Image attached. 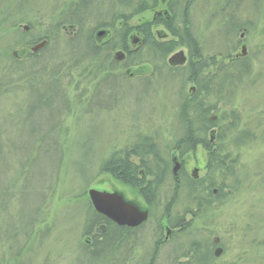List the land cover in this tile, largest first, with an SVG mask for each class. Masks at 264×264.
I'll use <instances>...</instances> for the list:
<instances>
[{
	"label": "rangeland",
	"instance_id": "rangeland-1",
	"mask_svg": "<svg viewBox=\"0 0 264 264\" xmlns=\"http://www.w3.org/2000/svg\"><path fill=\"white\" fill-rule=\"evenodd\" d=\"M225 1L191 0L182 13L193 25L203 55L242 57L245 46L243 57L252 75L237 87L234 106L242 125L254 130L257 139L235 152L238 175L225 181L232 189H226V196L205 215L190 221L177 234L176 244L188 249L192 242L212 245L218 239L215 247L222 252L211 264H264V122L256 130L258 118L264 121V0L232 1L236 5L233 16L248 23V28L236 33L229 31L237 24L227 18L230 8L224 9ZM116 2L0 0V144L5 147L0 188L10 192L1 197L5 202L0 207V229L6 234L9 220L15 223V230L7 232L10 242L0 243V264H171L172 242L163 245V258L150 261L145 255L153 241L150 236L139 239L135 250H131L135 244L131 239L110 250L107 243L90 247L98 225L85 233L94 219L87 197L90 189L138 201L127 186L102 172L104 161L143 136L155 139L166 151L180 136L179 104L193 87L183 83L181 71H174L178 66L169 67L172 54L163 67L149 51L144 52L137 58L151 62L144 63L151 66L150 74L130 76V70L138 67L115 61L118 49L110 54L103 49L115 31L107 25L128 13L126 3ZM179 2L183 9L186 0ZM72 10L83 21L81 26L57 30L59 18ZM104 28L110 36L96 38L99 51H84L83 36L96 35ZM79 30L82 35L72 42ZM30 34L38 39L48 34L53 39L35 58L15 59L12 53L25 47ZM178 51L188 56L185 49L174 53ZM104 55H108L107 62H103ZM183 159L187 176L198 169V180L205 178L203 148L197 147ZM172 186L171 179L163 186L167 198L172 196ZM184 195L177 191V207L169 217L194 207L180 202Z\"/></svg>",
	"mask_w": 264,
	"mask_h": 264
},
{
	"label": "trees",
	"instance_id": "trees-1",
	"mask_svg": "<svg viewBox=\"0 0 264 264\" xmlns=\"http://www.w3.org/2000/svg\"><path fill=\"white\" fill-rule=\"evenodd\" d=\"M232 1L233 0H226L224 2L225 6L233 8ZM125 7L129 8V4H125ZM72 11V13H68L66 16L59 18L58 23L54 26L57 30H61L67 27L68 31H73L76 25L79 27L81 26L78 14L75 13L76 11ZM120 15L115 17L113 23L107 25L108 27H114L115 30L120 29L119 35L115 37L113 36L115 42L109 40L103 46V49L108 51L109 54L125 44L127 35L130 32V28L127 24L128 16H125L124 14ZM231 17L230 19H232ZM173 19L174 22L178 20L180 23L182 20L183 24L180 25L178 24V22L177 26H174L173 28L168 27L169 32H171V40L163 42L162 45L152 40L149 41L148 39V43L150 42L149 53L152 55V59H159L162 62L166 59L167 56L173 54L178 48L186 47L188 49V64L181 70L177 69V71H181L184 74L181 75L183 83L192 84V86L195 87L196 90L194 94L190 92L189 96L184 95V97H182V101L179 104L180 109L178 111L177 120L178 126L180 127L181 131V133L179 134L180 136L175 142L171 143L170 147H168L166 151L163 150V165L160 164L157 160L155 145L152 142H148L149 140H152V138L143 136L138 137V141L145 140L148 145L137 143L133 146L130 145L124 147L117 152H113L109 156V158L104 161L101 168L102 172L111 175L121 184L125 186H131L133 184L132 182H134L136 172L138 171V169L131 161V157L133 155L136 158H139L142 163L145 160L146 163H151L152 166H154L155 164V166L158 168L162 165L163 186L169 179H171L174 185L173 190L177 192L180 189L185 194L184 200L180 202L185 205L197 204L198 208H200L198 215L194 217L195 221L198 217H200L199 214L205 215L207 210H210V207L200 206L204 201L206 204H209L211 202L209 199H211L213 188L218 190V194L220 196L215 199L216 201H221L223 197L226 196V189H232L231 186L229 187L225 185V181L238 175L236 169L239 165V158L237 153L235 152L240 148L251 144L255 139H257V135L254 130L248 128L246 125V127L242 125L241 114L234 106V96L236 93V89L244 82L245 79L252 75V69L248 59H246L245 57L233 59L227 57L228 54L223 55V57L222 55H219L215 58L203 55L202 45L200 46V42L196 38L197 35L194 33L193 25H191L187 21L186 13H183L182 16H180V9H178V12L174 13ZM119 21L122 22L121 27L114 24ZM177 28L180 29L177 30ZM77 32L75 33V38L72 42H75L77 38L82 35V32L80 30ZM57 34L58 33L54 34V36ZM21 35L23 37L27 36V34L23 32L21 33ZM93 36L91 34L86 37L83 36L82 40H85L84 51L85 49H87L89 52L96 54L99 51V48L97 45L96 35L93 34ZM29 37L30 39L27 42L28 44H35L40 41H46L45 48L51 43L53 39L52 36L48 34L42 36L43 38L39 37V39L36 37V35L30 34ZM59 39H62V37H59ZM156 54L161 55L162 58L160 59L156 57ZM35 56L37 55L31 54L28 56V58H35ZM138 56L139 54L136 56V61L139 64L141 59L137 60ZM13 57L15 59L26 58L23 57L22 54H18L16 57L13 55ZM104 57L105 60H103V62H107L108 55H104ZM29 67H33V64H30ZM259 122L262 124L264 121H260L258 118L256 130L261 129V124ZM212 128L216 129L214 134V146H211V144L209 143V131ZM199 144L205 146V148L209 152L205 167L206 176L203 179L202 183L199 184L198 182H192L180 173L175 179L172 175L173 164L170 161L169 157L170 151L176 149L180 152L181 155H186L190 152H194L196 146ZM4 149L5 147L0 144V159L5 157ZM218 181H220L221 184L217 186L216 182ZM7 185L9 186L10 183H8ZM163 193L164 198L169 195L166 192ZM8 194H10L8 190L3 189V187L0 188L1 208L4 206L3 203L5 202L1 200V197H5ZM202 197H204V199H201ZM89 208L94 215V219L89 224V228L85 231V233L91 231L92 228L96 225H98L99 227L101 225L105 226L104 231L99 229L98 235H95L93 237V242L90 247L102 245L105 243L111 244L110 246H107V248L109 249L111 247V249H113V247L115 249L117 245L119 247L125 246L124 242L126 240L128 242L130 239L129 231L112 225L110 222H108L107 219L95 213L92 207ZM188 210L192 212V209H190V207H185L183 213H187ZM175 219H177L175 222H181V227H183V230L185 229V227H188L191 224L190 223L183 225V221L181 218L176 217ZM9 222L10 226L7 230L8 233L15 230V223L13 224L11 220H9ZM7 232L5 234L3 232V229H0L1 244H4L6 241V243L10 242V240L7 239L9 238V234H7ZM202 245V243H200V245H191L190 251L192 252V256L189 255L185 263H180L178 261L176 262H178V264H211L214 260L212 251L207 249L205 245Z\"/></svg>",
	"mask_w": 264,
	"mask_h": 264
},
{
	"label": "flooded vegetation",
	"instance_id": "flooded-vegetation-1",
	"mask_svg": "<svg viewBox=\"0 0 264 264\" xmlns=\"http://www.w3.org/2000/svg\"><path fill=\"white\" fill-rule=\"evenodd\" d=\"M84 1V0H83ZM129 4V11H128V20H138L135 24L128 25L130 28V32L127 35L125 44L122 47H119V49L116 51L119 54L114 55V60L117 62L129 63L130 66H137L138 70H130L128 73L130 76H140L144 74H150L149 66H144L145 61L151 64V62L145 60H141L139 64L136 61V56L139 54H143L144 52H148L150 49V42L154 41L156 43L162 44L165 41L171 40V32H169L168 27L173 28L174 26L178 24H183L182 20L181 23L177 20L174 22L173 15L174 13L178 12V9H180V16H182V12L185 9H188L189 4L191 3V0H186V2H183V9L181 7V2L179 0H125ZM179 22V23H178ZM178 23V24H177ZM24 30L27 31L28 27H24ZM102 31H105V37H109L110 35L109 30L102 29ZM106 38V39H107ZM109 41V40H108ZM30 47H24L20 51L15 52L13 55L16 57L18 54H22L23 57H28L32 53L29 52ZM186 50L188 55V49L185 47L183 48ZM179 52H182L184 54V51H178L176 53H173L171 57ZM189 56H186L184 54V64L182 66H178L177 69H182L186 67L188 64V58ZM239 57H234L233 59H238ZM123 61V62H122ZM161 64L163 66V62L161 61ZM152 65V64H151ZM151 67V66H150ZM173 71V70H172ZM195 90V87L190 88V92L193 93ZM214 129H211L209 131V143L211 146L215 145V134ZM149 143L152 142L156 149L157 153V160L160 164L163 165V147L157 144V141L155 139L149 140ZM143 144L146 145L147 142L145 140L142 141H136L133 144ZM148 145V144H147ZM203 148L206 152V162H207V156L209 154L208 150L205 148V146L199 144L196 146ZM213 148V147H212ZM195 149V151H196ZM171 156L170 161L173 164V168L176 167L178 170V173L184 175L186 178L191 180L192 182H198L199 184L202 183L203 179L200 181L196 177L195 173L198 171V169H194L196 171H192L191 176H187L184 172L185 165H184V159L183 157L185 154L181 155L180 152L176 149L171 150ZM194 151V152H195ZM131 161L134 164V166L138 169L136 172L134 182L130 186L127 187L133 191L134 195L137 197L136 199L138 201H127L124 197V199L129 202L131 205H133L137 210L140 212L147 214V220L142 223L141 225L134 227V228H127V227H120L113 223L112 221L108 220L112 225L125 229L129 231V238L132 240V243H135L131 250H135L136 248V242L146 236H150L152 238V242L150 243V250L148 252H145L146 256H149L150 261L157 260L160 258H163V245L171 244L175 246L177 241V234L183 233V227L181 222H175L177 218L182 219L183 225L190 224V221L194 220V217H196L199 213L200 208H198L197 204L194 205L192 208V212L188 210L187 213H183L184 210L181 211L180 215H176L174 217H169L168 213L174 209V207H177L176 201H177V192L173 190L172 186V196L165 197L163 202V166L156 167L146 163L145 160L142 163V161L139 160V158H136L134 155L131 157ZM155 163V162H154ZM206 167V164H205ZM173 168H172V175L176 179L178 177V174H173ZM206 169V168H205ZM134 175V174H133ZM173 182V181H172ZM204 183V182H203ZM204 185V184H202ZM149 189V191H148ZM151 191V192H150ZM212 196L214 199H209L211 202L209 204H206L205 201L202 203L200 207H211L213 203H218L215 199H217L219 196L218 190L213 188L212 189ZM122 195V194H121ZM123 196V195H122ZM201 199H204L202 197ZM216 201V202H215ZM92 207V206H91ZM192 207V206H190ZM200 217L203 215L199 214ZM186 217H189V221H186ZM198 217V218H200ZM197 218V219H198ZM151 222V223H150ZM150 223L149 227L147 228L148 224ZM174 223V224H173ZM191 225V224H190ZM147 228V229H146ZM186 228V227H185ZM99 229L104 231L105 226H100ZM186 231V230H185ZM167 238V239H166ZM175 238V239H174ZM142 240V239H141ZM200 245V243H192ZM216 244H219V240H215L213 244L211 243H205V247L212 251V255L214 256V259L218 254L222 252L221 248L215 247ZM190 245V246H191ZM188 247V249L190 248ZM203 246V245H202ZM181 248V247H179ZM187 249V250H188ZM185 250V249H184ZM133 255V254H132ZM190 256L191 251H190ZM184 260H187L184 259Z\"/></svg>",
	"mask_w": 264,
	"mask_h": 264
},
{
	"label": "water",
	"instance_id": "water-1",
	"mask_svg": "<svg viewBox=\"0 0 264 264\" xmlns=\"http://www.w3.org/2000/svg\"><path fill=\"white\" fill-rule=\"evenodd\" d=\"M105 31L98 32L96 37L101 39L105 36ZM45 42H42L35 47L31 48V52H37L43 48ZM119 54V53H117ZM246 54V48H241V56ZM185 61L182 52L172 56L168 63L171 67L183 65ZM173 171L176 172L177 168L174 167ZM89 201L94 211L112 221L120 227L134 228L147 220V214L140 212L133 205L127 202L121 194L116 192H104L90 189L87 192Z\"/></svg>",
	"mask_w": 264,
	"mask_h": 264
},
{
	"label": "bare ground",
	"instance_id": "bare-ground-1",
	"mask_svg": "<svg viewBox=\"0 0 264 264\" xmlns=\"http://www.w3.org/2000/svg\"><path fill=\"white\" fill-rule=\"evenodd\" d=\"M84 2V1H83ZM122 3H126V4H128V2H126V1H124V0H120V2L117 0V2H116V4H122ZM128 8V7H127ZM226 8V10H227V8H230V7H228V6H224V9ZM235 8H236V5H233V8H230V10H229V16H227V18L229 19V20H231V21H233V23L234 22H236V26H231V30H229V31H232V32H237V31H241V30H243V28L245 29V28H248L247 27V25H248V23H246L245 21H242V22H240V21H237V18H235V16H233L234 14H235ZM225 10V11H226ZM128 11H129V8H128ZM125 16H128V13L127 14H124ZM121 16V15H120ZM232 16V17H231ZM230 17L232 18V19H230ZM82 22L83 21H80V24H82ZM111 23H113V21L111 22ZM111 23H109V24H111ZM108 24V25H109ZM117 24V26H122V22L121 21H119V22H117L116 23ZM229 25V22H227V26ZM99 26V25H98ZM177 26V25H176ZM178 29H180V28H177V30ZM116 32V33H115ZM119 33H120V29H117V31L115 30L114 31V34L111 36V39L110 40H112L113 42H115V40L113 39L115 36H118L119 35ZM114 36V37H113ZM196 38L198 39V37L196 36ZM42 42H45V45H46V41H42ZM38 44H40V43H38ZM37 44V45H38ZM156 44V43H155ZM31 44H28V43H26L25 44V47H30V48H33V47H35L34 45L33 46H30ZM45 45H44V47L43 48H41V49H39L37 52H31L32 53V55H38V53L39 52H41V51H43V49L45 48ZM200 46H201V44H200ZM183 47H185V46H183ZM14 53H12V55H13ZM4 56H6L7 58H10V56L9 55H4ZM156 57H158V58H162L161 57V55H155ZM170 56V55H169ZM168 57V56H167ZM166 57V58H167ZM137 60H140L139 58L137 59ZM155 61H157V60H159V59H154ZM160 61V60H159ZM168 65H169V63H168ZM144 66H148V64H145ZM164 67V66H163ZM170 67V66H169ZM169 71H172L171 69H169ZM212 129H214V130H216L215 128H212ZM173 174L174 175H176V174H179L178 173V170L176 171V172H174L173 171ZM103 226V225H102ZM175 246H173V248L170 250V255H171V264H178V262H180L181 260L183 261V259H186L187 257H189V255H190V248L187 250V249H183V248H179L180 246L178 245L177 246V244H174ZM191 254H192V252H191ZM176 261H178V262H176ZM181 261V262H182Z\"/></svg>",
	"mask_w": 264,
	"mask_h": 264
}]
</instances>
